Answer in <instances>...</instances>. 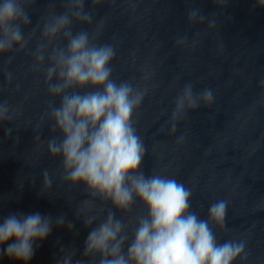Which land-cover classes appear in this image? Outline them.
Wrapping results in <instances>:
<instances>
[{"label": "water", "instance_id": "95a60500", "mask_svg": "<svg viewBox=\"0 0 264 264\" xmlns=\"http://www.w3.org/2000/svg\"><path fill=\"white\" fill-rule=\"evenodd\" d=\"M28 5L31 25L22 28L28 44L0 54V103L11 115L0 119V220L63 215L64 226L54 223L28 264H56L62 249L75 252L74 264H98L99 257L83 255L90 231L83 220L95 215V226L113 211L125 223L133 221L131 237L134 218L147 210L137 199L124 214L82 183L64 180L62 158L48 147L53 136L61 137L49 115L60 98L48 91L47 56L38 69L35 51L44 21L52 10L63 13L66 0ZM191 9H199L204 21H190ZM85 12L92 24L74 22L73 32L98 30L93 42L115 50L112 78L144 92L132 117L146 149L140 170L183 183L192 193L190 210L201 219L212 203L226 201L223 224L210 222L217 242L243 240L247 256L236 264H264V7L257 0H85ZM58 42L66 43L63 37ZM186 84L197 96L210 89L214 98L186 109L173 131L176 98ZM0 264L24 262L4 255Z\"/></svg>", "mask_w": 264, "mask_h": 264}, {"label": "clouds", "instance_id": "9594fccd", "mask_svg": "<svg viewBox=\"0 0 264 264\" xmlns=\"http://www.w3.org/2000/svg\"><path fill=\"white\" fill-rule=\"evenodd\" d=\"M257 3L264 7V0ZM28 9V0H0V54L14 48L23 50L28 44L22 30L31 25ZM188 19L205 18L199 9H191ZM74 22L92 24V14L85 12V0H66L63 13H49L35 51L38 69L44 66L47 56L48 91L60 98L58 107L50 106L49 115L53 132L58 130L61 137L53 136L48 141L49 151L62 158L64 180L82 183L93 196L110 201L124 214L131 212L137 199L147 210L146 215L134 218L131 237L128 229L133 221L125 223L113 211L95 226L98 217H86L83 222L90 231L83 255L93 261L99 257L98 264H236L238 259L246 258L245 241L218 243L210 224H223L226 201L212 203L208 218L201 219L190 210L192 193L183 183L155 173L146 176L140 170L146 149L132 117L144 92L128 81L113 79L114 48L93 42L98 30L74 33ZM61 37L66 41L63 45L58 42ZM186 39L180 38L177 43L183 44ZM88 88L94 90L81 91ZM213 98L210 89L197 96L193 86L186 84L176 98L173 131L186 109H196L201 100L210 103ZM10 118L7 103H0V119ZM44 181L51 186L47 172ZM54 223L64 226L65 217L53 221L39 212L4 217L0 220V256L28 264L37 242L48 238ZM74 256V251L62 249L56 264H74ZM75 264L85 262L76 260Z\"/></svg>", "mask_w": 264, "mask_h": 264}]
</instances>
